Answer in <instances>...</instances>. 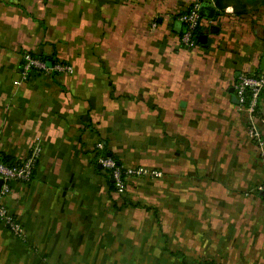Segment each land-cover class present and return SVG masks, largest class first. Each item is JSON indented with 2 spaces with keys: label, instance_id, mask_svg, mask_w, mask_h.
Listing matches in <instances>:
<instances>
[{
  "label": "crops",
  "instance_id": "crops-1",
  "mask_svg": "<svg viewBox=\"0 0 264 264\" xmlns=\"http://www.w3.org/2000/svg\"><path fill=\"white\" fill-rule=\"evenodd\" d=\"M191 2L0 0V154L21 162L42 148L33 179L5 198L25 238L0 224V264H264V170L229 93L260 71L264 11H215L185 49L177 16ZM25 53L74 72L21 82ZM255 122L264 135V104ZM98 145L161 176L129 181L119 202ZM133 205L157 225L178 220L183 252L118 258V242L170 250L118 224Z\"/></svg>",
  "mask_w": 264,
  "mask_h": 264
},
{
  "label": "built area",
  "instance_id": "built-area-1",
  "mask_svg": "<svg viewBox=\"0 0 264 264\" xmlns=\"http://www.w3.org/2000/svg\"><path fill=\"white\" fill-rule=\"evenodd\" d=\"M212 4V0H192L189 10L180 15L177 20L182 24L183 31L180 37V44L185 49H192L196 46L194 33L200 26L201 17L199 9L202 4ZM37 70L43 74L51 75H72L74 70L70 65L61 64L60 62L46 67V61L35 58L25 53L22 56L20 81L28 79L30 71ZM264 87V72L262 73H240L236 77L233 86L234 96L237 100V106L242 111L246 119V135L250 142L257 147L258 158L264 170V135L258 129L255 119L259 109V94ZM96 150H102L98 145ZM42 148L35 145L19 164L8 166L0 161V224L11 235L19 240L25 238V230L15 215L10 211L5 203V198L11 191V186L16 183H29L33 179L35 168L40 160ZM97 162L101 169L105 171L112 184L115 192L121 194L127 187L129 181L140 178L156 179L161 176V172L154 169H147L142 166H128L116 162L108 156H98ZM258 193L264 192V183L256 188Z\"/></svg>",
  "mask_w": 264,
  "mask_h": 264
},
{
  "label": "rangeland",
  "instance_id": "rangeland-1",
  "mask_svg": "<svg viewBox=\"0 0 264 264\" xmlns=\"http://www.w3.org/2000/svg\"><path fill=\"white\" fill-rule=\"evenodd\" d=\"M261 11H264V8H262ZM127 193V187L126 189L121 193L118 194L119 196V202L124 198L125 194ZM124 196V197H122ZM133 201V200H132ZM134 202H136L134 200ZM155 205L156 201L154 200L151 202ZM140 206L133 205L132 208H129L127 212L121 216H118V224H122L123 226L132 224L133 235L132 238H145L147 241H154V242H164L166 246H169L170 250L164 251V250H135L132 248L130 244H123L122 242H118L121 244H118L117 249V257L123 258V260L127 257L135 256H168V257H177L178 256V250H176L174 244H176L178 241H188L189 235L180 233L179 227H178V220L172 219V218H159L160 224L157 225L158 222H156V217L152 215V212H145L143 210L139 209ZM162 227L163 235L158 232L157 228ZM140 227V235L134 234ZM177 232V233H176ZM165 234V236H164ZM128 235V234H127ZM132 241V239H130ZM183 251H180L179 253H182ZM175 253L174 255H172ZM142 254V255H141ZM119 264V261H118ZM124 264V263H123Z\"/></svg>",
  "mask_w": 264,
  "mask_h": 264
},
{
  "label": "trees",
  "instance_id": "trees-1",
  "mask_svg": "<svg viewBox=\"0 0 264 264\" xmlns=\"http://www.w3.org/2000/svg\"><path fill=\"white\" fill-rule=\"evenodd\" d=\"M212 4L215 7V10L217 13H219V14L223 13L226 9L230 8L232 10V14L235 16H238V17L250 15L254 12H257L261 8H264V0H212ZM190 7H191V4L189 5V7L187 8V10L184 13H186ZM184 13H182V14H184ZM182 14H180V15H182ZM180 15H178L177 18ZM181 34H182V32H181ZM181 34H180V37H181ZM199 36H200V26L196 29V31L194 33V40H195L196 45H198ZM32 56L35 58H39L42 61H50L52 63V65H54L58 62H60L61 64H66V63H63L59 60L52 59V58L41 57V56H37L34 54H32ZM241 73H246V72H241ZM258 73H262V72L259 71V72H256L255 74H258ZM33 75H43V73L41 71L32 70V71H30L28 78H30ZM51 75L57 76L58 74L53 73ZM263 104H264V87L261 89L260 94H259V105L260 106L258 109V115L260 113V107ZM107 154L108 153L105 152V150H101L97 153V158H98V156H107ZM110 157L113 158L116 162L121 163V161H119L113 155H111ZM0 161L3 164L8 165V166H14V165H17L20 163V162H13L9 158H7L6 156L1 155V154H0ZM111 189H113L115 191L113 184L111 185Z\"/></svg>",
  "mask_w": 264,
  "mask_h": 264
},
{
  "label": "water",
  "instance_id": "water-1",
  "mask_svg": "<svg viewBox=\"0 0 264 264\" xmlns=\"http://www.w3.org/2000/svg\"><path fill=\"white\" fill-rule=\"evenodd\" d=\"M215 7L212 4H202L200 9H199V15L201 18H205L208 20H212L214 19L215 16ZM198 41H200V39H198ZM52 63L50 61H46V67L47 68H51ZM259 69L261 72H264V57L260 60V64H259ZM229 93H233V89H230ZM232 100L235 101V103H237L236 98L233 96ZM108 157H110V154H107ZM99 168L100 165H98ZM112 182V181H111ZM2 184V181L0 180V186ZM261 195H264V192H260Z\"/></svg>",
  "mask_w": 264,
  "mask_h": 264
}]
</instances>
